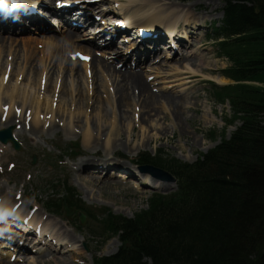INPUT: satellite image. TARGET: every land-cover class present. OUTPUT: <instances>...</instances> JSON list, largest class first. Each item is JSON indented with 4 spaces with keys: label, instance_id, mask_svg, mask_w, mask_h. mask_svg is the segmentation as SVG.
<instances>
[{
    "label": "rangeland",
    "instance_id": "374dc122",
    "mask_svg": "<svg viewBox=\"0 0 264 264\" xmlns=\"http://www.w3.org/2000/svg\"><path fill=\"white\" fill-rule=\"evenodd\" d=\"M142 1L137 0L136 4L142 6ZM118 2H121V5ZM126 2V0L95 1L97 6L108 4L109 11L99 13L101 19H106L111 15L120 16L121 13L127 12L128 3ZM169 2L177 3L172 0ZM181 6L184 7V11L179 12L181 15H188L189 12L199 18L200 21H198L197 26L187 32L184 30L185 23L183 19L179 20L173 32L175 30L177 37L179 36L180 39L177 38L179 40L173 42L172 39H169L171 40V49L163 46L165 49L159 48L156 53L147 55L145 62H143L144 57L140 54L141 52L138 50L132 52V48H128L134 41L130 43V40H127L128 38L126 37V39L123 35L118 36L114 42L110 43L111 46L98 48L97 51L90 45L93 42L86 44V37L89 34L88 32L84 33L85 29L77 30L70 27L71 31L75 33L74 39L66 42L65 45H68L67 52L62 54L64 57L60 61H66L69 52L72 53L77 50L70 45L85 44L77 48L84 47L89 50V47H91L95 51L93 55L95 57L92 60L96 64L93 67L91 65L90 71L92 73L96 71V76L86 77L82 73L81 76H75L71 80L68 76L66 77L64 72L60 73L64 64L57 63L54 60L47 59L46 61V59H42L44 63H42L43 65L40 64L46 68V70L43 68L45 72L44 80L49 79L50 84L54 81L58 88L54 89L52 94L51 92L48 94V86L45 89L47 81L42 85L40 84V86L37 85V87H34L35 85L30 84V82H26L27 79L25 82L22 81L28 94L34 92L41 97L40 99L48 94L55 109L57 104L62 101L63 105L61 106H66V111L73 113V117L70 127L64 122L62 125L56 115L53 119L50 118L49 123L45 126L40 124L39 128H35L36 134L29 131L32 130L31 125L22 124L19 117L13 118L14 122L22 125L18 129L20 132L17 137L22 146L20 151H16L11 147L9 151L0 152V188L2 190L0 191V201L2 199L7 200L8 210L18 200L26 204L25 208L37 205L39 208L31 218H33V221H38V223L41 220L43 225L45 223L47 225L45 226L43 243L31 245L20 252L15 260H9L8 256L4 260H9L11 264H91V258L95 254H114L120 246L117 237L111 236L100 246L98 243L100 236L93 229L90 231V228L93 227L88 220L85 219L84 223L80 225L82 231L78 232L72 227L73 222H77L75 215L67 219V217L54 216V214L43 209L45 199L53 192L50 188L51 181L64 176L67 179V184L69 183L70 186L76 189L86 206L93 210L106 207L115 214L130 217L135 212L146 208L147 199L153 192H170L175 189V184L174 182L157 179L152 175H147L145 179L136 170L138 165L130 162L129 159L132 160L138 152L145 151V153L154 154L160 149L182 161H194L200 153L205 152L218 141V139L215 142L207 139L206 134L209 130H215L216 133L221 132L224 127L222 118L224 114L229 113V108L226 104L217 105L208 98L205 89L208 86L205 81L215 80V82L221 84L230 82L219 76V70L225 68L229 63L218 56L214 40L207 39L209 30H212L211 26L220 24L223 2L222 0H190L184 2ZM128 7L130 6L128 5ZM138 14L140 13L137 12ZM159 15L158 13L156 16L161 18ZM148 21L146 20V22ZM50 22L52 21L47 20L45 24L51 30H36L33 27L30 28V24L28 27L21 25V31L19 32L14 30L10 33L6 32L7 29L2 30V35H10L11 37L1 36L6 38L0 44V52H3L4 49L9 50V54L4 53L1 60L4 59L6 62L12 63L17 61L21 67L23 66L25 70L22 78L25 75L28 78L25 57L30 58L39 50H44V43L41 41L43 37L41 36L53 33L60 36L63 33L62 25L59 24L58 28H54ZM100 23L103 24L101 21ZM54 24L58 23L54 22ZM158 25L163 26L165 30L168 28L164 21ZM13 26L11 24L9 27L17 29ZM185 32H187V37L181 36ZM26 36L38 41L32 45V52L28 53L29 56L31 55L30 57H27L28 54L24 53L22 47H20L22 45L20 39H26L24 38ZM81 36L83 37L82 40L79 38ZM116 54L117 58L112 63L111 61ZM139 55L140 59L138 60L136 57ZM95 58H97V61ZM132 62L136 63L135 67L130 66ZM139 62L140 65H138ZM107 63L115 65L121 74L124 68L135 71L134 73L138 72L143 83L142 86L147 91L146 94H140L138 90L133 88L128 92L125 91L126 100L120 101L118 94H116V87L124 82L123 77L122 75L119 77L114 74L110 75L102 70V64L106 67ZM40 64L38 63L37 67ZM65 65H68L67 61ZM59 67H61L60 70ZM51 69L54 71L53 74L48 73ZM124 72L128 71L124 70ZM28 73L31 74L30 77L34 76L32 70ZM46 73L47 78L45 77ZM18 80L17 89L21 86L20 79ZM31 80L34 79L31 78ZM111 81L114 86L111 85ZM12 82H15V79ZM27 85L33 86V92L32 89L28 90ZM52 86L54 87L53 84ZM150 95H156L158 100L152 102L151 105L148 104V107L145 108L143 101L146 96ZM170 97L177 98L178 102L171 105L167 102V98ZM72 110L75 112L79 110L81 115H75ZM98 111H100L99 119L103 129L101 133H98L99 137L109 138L110 142L107 146L104 142L100 146H87L85 148L81 145L82 136L79 131L83 129L81 127L95 123L94 120H97L95 115ZM92 120L93 122H88ZM2 121L4 122V120ZM94 126H96V123ZM233 127L228 126L226 134L232 131ZM75 140H78L81 146L80 156H71L75 153V150H73L71 153L68 152L72 159L67 158V155H63L61 159H63L62 163L65 164H60L59 169L50 167L55 164L54 160H56L59 152L57 148H65L69 145V142ZM32 154H36L35 164L31 163ZM94 156L101 159L94 158ZM81 161L83 162L82 166L95 171L92 172L91 176L81 171L82 166L79 165ZM56 162L58 163V160ZM87 162H93L94 164ZM104 162L111 164V167L119 164L121 168L119 167L117 171L114 168H106ZM127 168L129 172H135L133 175L129 174V180H126L125 175L122 174ZM145 181L154 184L158 189L151 188ZM18 211H23V209L20 208ZM67 234L74 236L76 240L66 237ZM81 237L87 243L90 253L83 249L80 242ZM95 249L100 250L96 252Z\"/></svg>",
    "mask_w": 264,
    "mask_h": 264
},
{
    "label": "trees",
    "instance_id": "16d2710c",
    "mask_svg": "<svg viewBox=\"0 0 264 264\" xmlns=\"http://www.w3.org/2000/svg\"><path fill=\"white\" fill-rule=\"evenodd\" d=\"M223 1L212 37L218 56L230 63L219 74L234 83H208L211 99L229 105L225 124L240 122L230 136L222 130L220 141L192 163L161 150L141 155L139 164L170 172L176 189L152 193L132 217L92 210L60 179L51 188L45 201L51 213L82 210L101 244L118 237V251L95 256L93 264H264V0ZM216 136L214 130L206 134Z\"/></svg>",
    "mask_w": 264,
    "mask_h": 264
},
{
    "label": "bare ground",
    "instance_id": "6f19581e",
    "mask_svg": "<svg viewBox=\"0 0 264 264\" xmlns=\"http://www.w3.org/2000/svg\"><path fill=\"white\" fill-rule=\"evenodd\" d=\"M34 1H38V0H34ZM126 1H127L126 3H128V5L130 7H128V5H127V8H128L127 12L121 13V16H120L121 19L119 18L118 20L121 21V22L128 23V24H129V22H134L133 23L134 26L145 25L147 27H150V25L160 24L161 22L163 23V21H164L165 25L168 27L166 29V31L168 32L169 35L168 34L167 35L169 37L165 33H164L165 37H163L161 35L162 30L160 29V27H155L154 29L150 28V29H153L152 31L154 32V34L157 35V38L159 36L158 41L161 40V42H163V40L167 41L168 39H172L173 40L175 38V33L172 32V30L177 25V22L179 20L183 19V22L185 23L184 30H186L187 32H190L192 29H195V27L198 24V21H200L197 16H194L193 14H191L189 12H188V15L187 14L181 15L179 12H183L184 11V7L181 6L182 4L169 2L170 0H143L142 1V6H138L136 4L137 0H126ZM172 1H174V0H172ZM118 3H119V5H121V2H118ZM81 4L83 6L85 5L84 3H81ZM123 7H124V5H123ZM157 7H160V8H157ZM13 8H15V9L13 10ZM104 8H106V7H104ZM156 8L158 10H160V11H158ZM0 9H2V12L0 11V13H11V12H15L16 10H20L21 12L25 13V11H23L22 8H20L19 6H15V7H13L11 5L10 6H8V5L5 6L1 2H0ZM66 9L70 10V8H68V7H66ZM107 9H109V7ZM137 12L140 13V14L137 15ZM83 13L88 15L87 10H85V9H83ZM158 13L160 14L159 16L161 18L156 16ZM24 16L30 17L29 15H24ZM111 17L112 18H110V19H113V21L116 20V18L114 16H111ZM146 20L147 21L149 20V21L146 22ZM52 21H54L55 23H58V26H59V24L63 26V31H62L63 33L60 36H57L58 34H56V33L50 34V35L41 36V37H43V39L41 41H42V43H44V46H43L44 50H39L36 54H33L32 56L30 55L31 56L30 57L28 53L32 52V45H34V43L38 42V41L36 39H33L32 37H29V36L24 37L26 39H20V44L22 43V45L20 46V47H22V51L24 53L28 54L27 57H30V58H26L25 57V60H26L25 61V65H27L26 74H27L28 78L26 77V75L22 78V75L24 74V70L25 69L23 68V66L21 67L19 65V63H17V61H15V63L13 62L14 63V65H13L12 62H6V60H4V59L1 60V56L4 53L9 54V50L4 49L3 52H0V117H1L0 118V129L8 127V125H10L11 123L14 122L13 118L17 117L16 114H14V111H13V110H15V108H19V111H20L19 115L23 112V118H24L22 120L23 122L25 120H27V118H25V112H27V110H29V115L31 114L30 121H31V125H32L31 126L32 130L30 129L29 131L35 132L34 134L37 133L35 128H37V127L39 128L40 124H44V126H45V124L49 123V119L50 118L53 119V117L54 116L56 117V115L58 116V120H59V122L62 125H63V122L66 123L67 125H70V127L72 125L71 121H72V117H73L72 114L73 113H70L69 111L67 112L66 108H65L66 107L65 105H64L65 107L61 106V105H63L62 101H60V104L58 103L59 105L57 104L56 109L51 104L52 103V99L50 98V96L48 94H49V92H51V94H52L53 90L54 89L56 90V88H58V87L54 84V81H52V84L54 85L55 88L52 86V84L49 83L50 82V81H48L49 79L48 80H44L45 72H44L43 68H45V67L42 66L43 65L42 63H44L43 60L46 59V61H47V59H49L50 61L54 60L57 63L61 62L60 64H64L63 69L60 71V73L64 72L66 77L68 76L69 78H71V80L75 76H81L82 73H84V76L87 77L89 68H91V65H92V67L95 66L96 63L93 60H90V62H88V63H81V62H79L76 59L73 62L72 60H70L68 58L66 60L68 62V65H65L66 61H64V62H62V60L60 61V59L62 57H64V55H62V54L67 52L68 45H65L66 42H68V40H70V39H74L75 33L72 32L70 28L66 27L63 22L62 23L61 22H57V19H53ZM103 22H106V21H103ZM36 23L39 24L40 27H43L44 30H50L47 27V25L45 24V21H43V20L39 21L38 20V21H36ZM30 28H32V27H30ZM35 29H37V28H35ZM97 29H98V27L95 28V30H97ZM114 30H117V26H114ZM16 31L17 32L21 31V28L20 27L17 28ZM187 32H185V34L181 35V36L187 37V35H186ZM10 33H12V32H10ZM2 34L3 33L0 31V44H2L4 42V40H5V38H6V37L4 38V37H1V36H7L9 38L11 37L10 35H2ZM166 37L168 39H166ZM38 38H40V37H38ZM177 38L180 39L179 36ZM181 39H183V38H181ZM11 40H12V38H11ZM91 42H93V44H90V43H86V44H90V45L94 46L95 45V41L92 40ZM39 43H41V42H39ZM97 43H98V41H96V44ZM110 43L107 45V42H106L104 45L111 46ZM82 45H85V44H72L70 46L73 47V48L75 47L77 50H84L87 53L93 54V52L90 51L91 47H89V45H87L89 47V50H87L84 47L77 48V47H81ZM153 46H154L153 44L150 45V46H146V45L141 46L140 49H142V53H140V54L143 57H145V55H146V53L148 52L149 49L152 48L151 51L154 49L155 46L154 47ZM128 48H132V52L135 51L133 42L130 44V46ZM58 49H60V50H58ZM94 57H92V59H94ZM116 58H117V54L114 56V59H112L111 62L113 63V61H115ZM58 59H59V61H58ZM136 59L139 60L140 59V55L138 57H136ZM145 59H147V57L144 58L143 62H145ZM95 60L97 61V58H95ZM146 61H148V60H146ZM38 63L39 64L41 63L42 65L40 64L37 67ZM138 65H140V62L138 63ZM31 66H32V69H31ZM102 66H103V69L110 75L114 74L117 77L122 75L124 82L122 84H119L116 87V94H118V98L120 99V101H125L126 100L125 91L128 92L131 89L133 90V88H135V90H138V92L140 94H146L147 91L142 86L143 83L141 82V78H140L138 72L134 73L135 71H130L129 69L124 68V70L128 71V72H124V70L122 71L120 69L122 71V74H121L119 69L116 68L115 65H111V64L107 63L106 67L103 64H102ZM60 68L61 67H59V70H60ZM33 69H34V71H33ZM31 70H32V73L34 75L32 77H30L31 74L28 73ZM45 70H46V68H45ZM53 72H54L53 69L48 71V73H50V74H53ZM95 72L92 73V75H91L92 77L96 76ZM45 77L47 78V73H46ZM6 78H8V79L5 82ZM31 78L34 79V80H31ZM13 79H15V82H12ZM18 79H20V84H21L19 89H17V86H16V84H18V81H19ZM26 79L28 81H26ZM22 81L30 82V84L35 85L34 87H37V85L40 86V84L42 85V84L45 83V81H47L45 89L48 86L47 87L48 94L45 95L42 99H40L41 97H39V95H37L36 93L33 92V86L27 85L28 86V90L32 89V92H33L34 95L32 93L28 94V91L24 88V85L22 84ZM22 85H23V87H22ZM111 85L114 86V84H112V81H111ZM95 93H97V92H95ZM159 99H161V98H159ZM138 100H139V98H138ZM157 100H158V97L156 95H150L148 97L146 96V98L143 101L144 102L143 103L144 107L147 108L148 104L151 105L152 102L154 103ZM167 102L172 105V103L178 102V99L170 97V98H167ZM4 104H8L7 113H9V115H10L9 118L7 119V121L4 118H2L3 115L1 116L2 108H3ZM99 107H100V105H99ZM72 111H74V110H72ZM147 111H149V110H147ZM74 114L75 115H79L80 111L79 110H77L76 112L74 111ZM147 114H148V112H147ZM40 116L42 117L41 120H40ZM99 116H100V111H98V113L95 115V117L97 118V120H94L95 123H96V126H94L95 123L92 120V121H88V122H93L92 125L87 124L85 127H81V128H83L82 130H80L81 131L80 134L82 136V139H81L82 142L81 143H82V146L85 147V148H87V146H95V147L96 146H100L101 143H104V142H105V146H107L109 144V142H110L109 138L106 139V138H102V137L100 138L99 137L98 133H101L103 131V129H102L101 125H100L101 122H100ZM2 120H5V122H3ZM25 122H27V121H25ZM40 128H41V126H40ZM19 132L20 131L15 130V134L16 135H19L18 134ZM6 146H8V145H6ZM3 150L6 151L5 149H3ZM8 151H9V149H8ZM87 163L94 164L93 162H87ZM87 163H85V164L87 165ZM82 164H83V162L81 161V163H79V165L82 166ZM99 164H101V163H99ZM111 166H112L111 164L104 162V167H106V168H109V167L111 169L114 168L115 171H117L119 169V167L121 168V166H119V165H116L118 167H116V166L115 167H111ZM81 171L86 172L88 176H91L93 174L92 172H95L93 169L86 168L85 166H82ZM125 178H126V176H125ZM151 185H154V184H151ZM0 191H2L1 188H0ZM7 197H9V196H7ZM9 199H10V197H9ZM25 205L26 204H24V203H22L20 205L19 209L22 208L23 211H18L17 210L16 215H19V214L22 215L25 212H28L29 208H25L24 207ZM7 211H9L7 209V200L6 199H2L1 203H0V224L4 228L0 229V241H2V243H4V245L5 244H11V243L15 244L16 246L14 245L15 246L14 247V252H16V251L18 253L23 252L24 251L23 250L24 246L22 247L20 244H21V242L24 240V238L27 235H30V233H31V231H30L31 230V228H30L31 225H29V223H27V222H26V224L22 223L21 219L20 220H16V221L10 220V218L7 215H5L6 214L5 212H7ZM2 215H4V216H2ZM39 218H37V219H39ZM29 222H33V218H30ZM40 224H41V231H42L41 236H43L44 232H45V226L47 224L45 223L43 225L41 220H40ZM10 229L14 230L13 235L9 236L8 239L3 238L2 237V233L5 232V231H8ZM33 229H34V231H36L35 234H37V231L38 232L40 231L39 227L32 226V230ZM46 237H48V236H46ZM66 237H69L72 240L73 239L76 240V238L74 236H71V235L69 236L68 234H67ZM15 238H17L18 243L14 242ZM29 240H31V239H29ZM81 240H82V237H81ZM35 241H36V239H35ZM50 241H51V239H50ZM66 243L69 244L68 242H66ZM9 250L10 249H7L6 251H9ZM42 256H44V255H42ZM0 264H11V263L9 262V260H4V258H0Z\"/></svg>",
    "mask_w": 264,
    "mask_h": 264
},
{
    "label": "water",
    "instance_id": "95a60500",
    "mask_svg": "<svg viewBox=\"0 0 264 264\" xmlns=\"http://www.w3.org/2000/svg\"><path fill=\"white\" fill-rule=\"evenodd\" d=\"M0 139L2 142H7L8 140L12 141L14 143V146L17 149H19V145L17 143H15L11 137V130L10 129L0 131ZM32 158H33L32 163H35V159H36L35 155H33ZM141 168L144 171L150 172L153 176L161 178L162 180H166V181L171 180V176L168 173H166L165 171H162L158 168H154V167H150V166H143V167L141 166ZM79 221L81 224H83L84 215L82 213H79ZM84 246H85V244H84ZM85 248L87 249V246H85Z\"/></svg>",
    "mask_w": 264,
    "mask_h": 264
}]
</instances>
